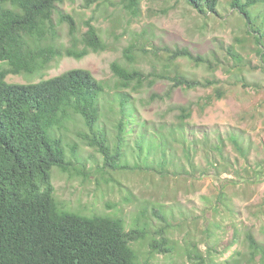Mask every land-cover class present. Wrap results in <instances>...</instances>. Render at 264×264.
Returning <instances> with one entry per match:
<instances>
[{
    "label": "rangeland",
    "instance_id": "rangeland-1",
    "mask_svg": "<svg viewBox=\"0 0 264 264\" xmlns=\"http://www.w3.org/2000/svg\"><path fill=\"white\" fill-rule=\"evenodd\" d=\"M123 1L90 0L87 5L86 0H64L58 4L52 15L57 32L54 43L58 47L69 46L67 24L59 22L60 14H69L76 22L78 38L86 30L84 22L91 19L107 50L89 53L81 60L55 59L40 76L9 75L6 81L38 82L70 69L88 70L104 84L98 126L111 139L118 101L110 64L118 61L127 66L123 57L126 47H135L136 60L131 66L146 74L154 71L162 74V48H187L218 68L209 73L204 67L181 59L180 73L188 78L218 82L208 88L170 91L171 82L157 79L152 87L128 90L140 122L147 125L148 137L156 143L164 140L161 136L168 138L166 158L171 162L163 175L140 170H103L102 156L86 146L69 124L68 131H62L64 143L76 145L77 150L73 158L70 146H66L67 157L74 162L73 167L84 165V168L83 173L73 167L71 173L51 170L56 201L60 207L87 216L120 217L127 230L145 226L148 238L134 245L141 261L244 264L238 253L247 254L244 241L247 232L264 245V59L256 53L255 40L247 34L239 13L231 9L230 0H220L218 14L206 17L183 0H141L140 14L133 17L125 10ZM254 13L262 20L264 4L257 6ZM217 88L222 93L220 99L215 95ZM208 96L212 101L201 110L199 105ZM183 106H191L192 114L180 123L179 107ZM180 125L184 128L182 137ZM78 128L85 132L81 124ZM137 129L142 131L140 127ZM170 130L176 132L174 139L168 134ZM126 139L129 145L126 162L133 167L141 162L134 145L137 135L129 134ZM183 148L188 149L191 164ZM158 157V151L154 150L149 159ZM160 232L167 240L168 252L150 254V240L158 239ZM187 249H195L194 255L199 260L189 256Z\"/></svg>",
    "mask_w": 264,
    "mask_h": 264
},
{
    "label": "trees",
    "instance_id": "trees-1",
    "mask_svg": "<svg viewBox=\"0 0 264 264\" xmlns=\"http://www.w3.org/2000/svg\"><path fill=\"white\" fill-rule=\"evenodd\" d=\"M87 5L90 0H86ZM199 15H217L220 0H183ZM64 0H0V264H150L140 260L134 245L148 238L146 227L134 226L127 230L120 217L110 214L72 212L60 207L54 196L50 179L51 170L71 173L74 162L68 159L62 131L72 124L86 146L95 149L103 158V170L115 172L145 171L163 175L170 164L168 138L161 136L158 143L148 137L145 122L131 103L128 90L143 86L152 87L157 79L171 82L175 88L194 90L217 84L216 80L188 78L180 73L178 60L185 59L194 66H202L209 73L218 66L201 55L192 54L187 48H162V74L144 73L131 65L136 60L135 47L123 50L126 65L118 61L110 64L116 78L118 101L114 135L106 134L98 123L101 119L100 100L105 94L104 84L82 68L70 69L59 75L38 82L10 83L9 75L36 76L55 59L62 57L81 60L89 53L107 50L106 43L88 19L85 32L78 38L74 18L60 14L59 22L67 24L69 46L58 47L54 40L57 32L52 15ZM141 0H124L123 6L133 17L140 14ZM264 0H230V7L239 13L247 27V34L256 43V53L264 59V16L259 21L254 13ZM140 51L146 52L145 49ZM152 52V51H150ZM157 56L156 53L152 52ZM238 61L240 58L229 52ZM264 71V67H263ZM216 98L221 91L217 88ZM212 97L199 105L203 110ZM191 106L179 107V120L190 118ZM81 124L85 132L79 131ZM134 127H130V126ZM141 128L142 131L136 130ZM184 128L180 125V137ZM135 133L134 142L141 162L130 167L127 162V136ZM174 139L176 132L169 131ZM113 144V146H111ZM76 145L70 146L75 158ZM159 153L158 160L149 159L152 151ZM191 164L187 148H183ZM143 158H141L142 154ZM79 165V161H76ZM141 165V166H140ZM80 166V165H79ZM73 167L81 171L83 167ZM165 221L162 214L157 215ZM247 254L244 264H264V245L247 232L244 237ZM150 254L167 253V240L160 232L158 239L149 243ZM195 248V245H194ZM196 250L187 249L189 256ZM195 256V255H194ZM199 260L198 256L194 257ZM213 264V263H211Z\"/></svg>",
    "mask_w": 264,
    "mask_h": 264
}]
</instances>
